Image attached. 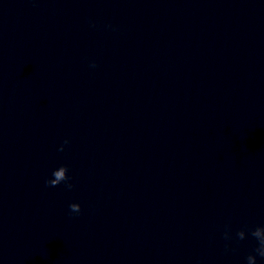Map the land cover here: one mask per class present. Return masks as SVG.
<instances>
[{"label": "clouds", "instance_id": "1", "mask_svg": "<svg viewBox=\"0 0 264 264\" xmlns=\"http://www.w3.org/2000/svg\"><path fill=\"white\" fill-rule=\"evenodd\" d=\"M90 66L95 68L96 63L93 61ZM64 143L67 144L68 141L65 140ZM63 150H64L63 145H61L59 151H63ZM67 173H68L67 166L61 165L52 172L53 178L46 181L47 185L50 187H56L61 183H65L66 187L71 189L73 185L69 183L71 178L68 176ZM69 209L71 213L79 214L81 212V205L78 203H72L69 205ZM248 231L250 232L251 236L256 240L257 245L253 250L255 254H249L246 257V261L247 264H257V256L264 258V226H257L255 228L249 229ZM246 234H247L246 230L241 229L238 232H236L235 238L237 240H244L246 238ZM224 239L225 240L233 239L229 231L224 232Z\"/></svg>", "mask_w": 264, "mask_h": 264}]
</instances>
